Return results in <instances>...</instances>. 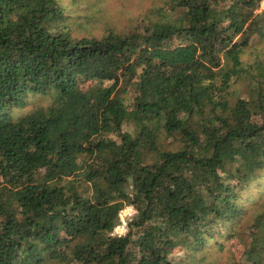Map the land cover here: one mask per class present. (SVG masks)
<instances>
[{"label":"trees","instance_id":"16d2710c","mask_svg":"<svg viewBox=\"0 0 264 264\" xmlns=\"http://www.w3.org/2000/svg\"><path fill=\"white\" fill-rule=\"evenodd\" d=\"M68 1L0 0V264H264L263 0Z\"/></svg>","mask_w":264,"mask_h":264},{"label":"rangeland","instance_id":"374dc122","mask_svg":"<svg viewBox=\"0 0 264 264\" xmlns=\"http://www.w3.org/2000/svg\"><path fill=\"white\" fill-rule=\"evenodd\" d=\"M81 4V8L76 4H71L72 1L67 2V10L72 12V16L79 20L75 26L77 31L81 35L101 36L107 28L116 27L117 29L123 28V26L129 24L130 20L141 14L148 6L151 5L152 0H102L106 5L100 6L106 10L105 18L101 23H95V5L92 2L95 0H78ZM264 1V0H263ZM87 2V3H86ZM90 2V3H89ZM89 7L85 10L86 6ZM264 11V5L260 4L258 13ZM81 24V27H80ZM135 211L132 207H127L121 212L120 229H115L114 234L118 236L125 235L127 233V223L134 215ZM126 225V228H124ZM124 228V229H123ZM237 253V248L234 247ZM229 254H215L214 259L217 260L216 264L224 263L229 257Z\"/></svg>","mask_w":264,"mask_h":264},{"label":"built area","instance_id":"2783aa9c","mask_svg":"<svg viewBox=\"0 0 264 264\" xmlns=\"http://www.w3.org/2000/svg\"><path fill=\"white\" fill-rule=\"evenodd\" d=\"M261 4L264 5V1H262ZM120 216H121V215H120ZM120 218H121V217H120ZM120 227H121V225L119 224V225H118V229H120ZM124 228H126V225H125ZM124 228H123V229H124Z\"/></svg>","mask_w":264,"mask_h":264}]
</instances>
